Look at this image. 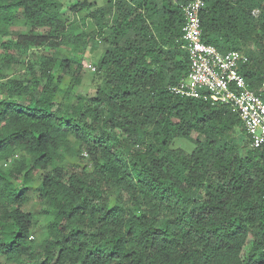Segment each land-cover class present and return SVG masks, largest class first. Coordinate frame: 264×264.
I'll list each match as a JSON object with an SVG mask.
<instances>
[{
    "label": "trees",
    "instance_id": "16d2710c",
    "mask_svg": "<svg viewBox=\"0 0 264 264\" xmlns=\"http://www.w3.org/2000/svg\"><path fill=\"white\" fill-rule=\"evenodd\" d=\"M188 1L0 0V264H264V149L229 106L170 91ZM205 1L202 41L246 54L259 89L264 0Z\"/></svg>",
    "mask_w": 264,
    "mask_h": 264
},
{
    "label": "built area",
    "instance_id": "2783aa9c",
    "mask_svg": "<svg viewBox=\"0 0 264 264\" xmlns=\"http://www.w3.org/2000/svg\"><path fill=\"white\" fill-rule=\"evenodd\" d=\"M205 0L181 4L185 17L183 39L189 53L190 71L170 91L181 97L203 99L229 106L237 113L250 139L251 147L264 149V75L259 89H252L241 72L249 58L239 51L220 53L202 41L201 15ZM92 72L96 67L88 65Z\"/></svg>",
    "mask_w": 264,
    "mask_h": 264
},
{
    "label": "rangeland",
    "instance_id": "374dc122",
    "mask_svg": "<svg viewBox=\"0 0 264 264\" xmlns=\"http://www.w3.org/2000/svg\"><path fill=\"white\" fill-rule=\"evenodd\" d=\"M66 2V6L65 7H71L73 5H75L77 3L78 0H65ZM67 13L69 14V10L67 11ZM81 31V28L79 30V32ZM104 49H105V45L104 43H92V42H88L85 46H83V48L81 49L80 53L82 55V59L83 62H85L87 64V66L84 68L83 71V90L86 92H90V94H94L95 93V88L97 85V80H96V71L92 72L91 69H89L88 65H92L93 67H96V64L98 63L99 59L102 57L103 53H104ZM0 53H2L0 51ZM242 141H244L245 139L242 137L241 138ZM243 144V143H242ZM174 147H180L183 148L185 151L187 152H191L194 148V146L189 143L188 141L185 140H176L174 143ZM71 163L73 165H79L80 160L79 159H74L71 161ZM41 192V187L40 184H36V186L34 187L33 190V200L30 203V205L27 207V211H32L37 213L38 211H40L42 209V206L40 204V202L38 201V197L39 194ZM44 231V225L41 224L36 233H35V238L37 240H39L41 233Z\"/></svg>",
    "mask_w": 264,
    "mask_h": 264
}]
</instances>
